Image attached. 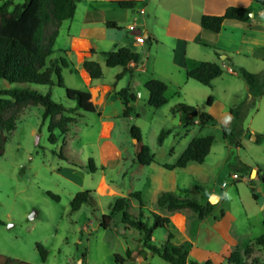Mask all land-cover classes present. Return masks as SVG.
<instances>
[{
	"label": "rangeland",
	"instance_id": "374dc122",
	"mask_svg": "<svg viewBox=\"0 0 264 264\" xmlns=\"http://www.w3.org/2000/svg\"><path fill=\"white\" fill-rule=\"evenodd\" d=\"M7 1L19 4L25 0H0V7ZM119 70L121 67L104 65L100 82L116 81ZM62 76L68 85H76V77L66 69ZM194 82V88H187L178 95L168 93V104L158 110L151 111L143 98L131 118L117 121L110 139L112 145L98 138V115L81 113L77 116V124L71 125L66 136L63 154L67 158L60 156L62 138L55 145L49 143L48 122L43 120V109L24 108L0 157V255L14 260L15 264H118L115 261L117 254L126 258L123 264H169L144 247L141 233L132 227L126 229L121 214L113 216L109 229L101 228L100 224L103 215L111 213L112 205L119 197L129 199L128 213L137 218L142 214L143 221L151 224L152 213L164 215L167 212L157 204L162 191L188 196L202 204L214 199L219 211L226 207L225 203L217 202L222 193L221 185L223 182L231 184L230 177L236 173L234 167L240 161L239 157L252 155V148L255 149L251 143L253 135L242 136L241 140L247 142L248 148L244 145L238 148L224 136L223 130L228 127L216 126L217 121L201 134L195 126L186 132L180 125L181 114H173L172 109L178 104L205 112L209 109L206 105L208 97L202 96L205 93L202 90L206 89ZM33 88L44 93L48 91L47 87ZM52 99L65 107L77 106L75 101L67 99L65 90L58 87L52 89ZM251 111L243 122V132L247 131ZM133 126L141 131V143L131 136ZM162 131L168 135L160 146L158 136ZM196 135H210L215 139L203 167L207 175L193 169H177L175 178L167 171L161 174L160 163H173L184 149L185 141ZM142 145L148 146L154 154V165L136 162ZM90 160L96 167L94 172ZM102 179L105 180L103 184ZM85 191L91 192L89 203L73 212V198ZM135 192H141L143 208L130 197ZM48 193L59 199H53ZM261 229L258 220L253 219L252 237L260 235ZM168 234L169 229H158L149 244L160 248L167 242ZM180 242V237L172 240L175 246L190 250L188 243ZM37 244L47 251L45 262ZM245 261L254 264L252 255Z\"/></svg>",
	"mask_w": 264,
	"mask_h": 264
},
{
	"label": "crops",
	"instance_id": "0c3cea01",
	"mask_svg": "<svg viewBox=\"0 0 264 264\" xmlns=\"http://www.w3.org/2000/svg\"><path fill=\"white\" fill-rule=\"evenodd\" d=\"M262 1L264 0H79L75 16L62 23L54 46L56 52L67 51L65 57L75 68L74 72L66 70L76 77V85H65L91 93L92 102L101 112L100 115L96 113L100 126L98 138L112 145L110 139L116 123L125 119L122 116L125 106L118 96L119 91L129 89L136 96L135 107L139 106L143 98L148 106L149 92L145 84L157 79L168 85L166 96L169 102L168 93L175 96L187 88L195 87L194 80L187 77L188 70L203 62H213L221 66L223 74L213 80L209 87L201 86L206 89L202 90L205 92L202 96L212 100L207 112L217 120L215 125L222 129L229 127L233 121L230 111L250 94L248 83L237 70L264 73ZM119 2H134L135 5L133 8H122ZM230 7L250 8V20H225L219 33L202 28L203 16H223ZM107 23H114L116 27H109ZM131 27L135 29L131 30ZM139 38L143 41H139ZM120 48H128L141 54L142 62L131 63L129 68L132 73L124 75L121 80L111 83H101L100 79L92 80L83 67L84 61H96L103 69L104 65L107 66L105 53ZM57 56L58 53L54 55ZM122 72L121 67L116 76ZM73 124H77V121L71 125ZM180 125L182 126L181 121ZM210 125L201 127L196 121L186 132L195 126L201 134ZM246 126L247 131L243 137L253 135L251 143L255 145V149L252 148L249 158L239 159L253 168L256 175L252 172L251 177L247 176L238 183L232 179L231 184L222 183V193L217 202L225 203L226 207L219 211V205H214L212 212L204 219H199L198 214L190 209L169 212L165 208L167 212L162 215L171 220L168 229L174 235L173 240L180 237V243L189 244L190 260H211L215 264H223L228 262L227 259L234 250L244 252L248 245L264 234V94L256 99V106L252 109ZM199 136L204 137H195ZM257 137H262L261 143H257ZM192 139L185 141L184 149L173 163H160L158 169L161 174L167 171L175 178L177 169L167 170L163 166L175 164ZM242 145L249 147L244 141ZM206 161L203 164L190 163L183 170H197L206 176L207 171L203 168ZM155 163L156 161L151 165ZM101 183H105V180L102 179ZM224 183L227 185L224 186ZM196 188L201 187L196 185ZM163 192L165 191L161 193ZM253 219H257L262 227L260 235L256 237H252ZM252 259L256 260L254 264H264V250L255 248Z\"/></svg>",
	"mask_w": 264,
	"mask_h": 264
},
{
	"label": "trees",
	"instance_id": "16d2710c",
	"mask_svg": "<svg viewBox=\"0 0 264 264\" xmlns=\"http://www.w3.org/2000/svg\"><path fill=\"white\" fill-rule=\"evenodd\" d=\"M79 0H25L23 3L14 4L5 2L0 7V157L5 152L6 143L11 133L16 129V122L19 113L27 107H41L43 109V120L48 122L49 143L55 145L62 138V149L60 156L67 158L63 150L67 145L66 136L70 131V125L76 122L77 116L81 113L101 114L97 105L92 102L89 91H82L68 88L65 85L62 71L70 69L74 72V65L69 62L65 55L67 51L56 52L54 46L59 36V30L64 21L75 16L77 3ZM134 2H119L122 8H133ZM264 7V1H262ZM250 8L230 7L223 16L205 15L201 18L203 29L213 33H219L225 20H235L248 22L250 20ZM109 27H116L114 23H107ZM50 27V29H49ZM58 53L59 56L54 57ZM107 67H122L123 72L116 76V80H121L124 75L132 73L129 68L131 63L140 64L141 54L128 48H120L113 52L105 53ZM92 80L103 77L101 65L89 59L83 63ZM237 72L246 80L249 85V96L246 101L234 107L230 113L233 121L228 128H224V136L236 147H242L243 122L250 109L256 106V99L264 94V73L255 74L246 69H239ZM223 74V69L216 63L203 62L194 69L187 71V77L209 87L213 80ZM47 87L46 93L33 88ZM61 88L65 90L66 97L70 101H75L74 108L65 107L52 99V89ZM149 92L148 107L151 110H158L168 104L166 96L168 85L157 79H152L145 84ZM118 96L122 100L125 109L122 114L124 118H131L135 112L134 104L136 96L125 88L119 91ZM212 103L211 98L207 100V107ZM173 114H181V123L184 129H189L196 121L201 127L216 123V119L208 112L202 111L194 106L178 104L172 109ZM168 132L162 131L158 136V145L164 143ZM131 136L142 142L141 131L138 127L131 128ZM213 136H199L191 140L178 161L173 164H164L167 170L184 169L190 163L203 164L210 154L213 144ZM262 142V137H257V143ZM139 165L149 166L155 162V156L146 145L141 146V150L136 156ZM89 165L91 170L96 171L92 160ZM236 173L243 176L252 175L253 168L239 161L234 167ZM254 191V189H253ZM53 199L58 200V196L48 193ZM90 191L79 192L71 202L73 212H77L83 205L89 203ZM131 198L136 199L140 207H144L141 192L131 194ZM254 197H256L254 195ZM157 204L161 208H166L169 212L190 209L198 214L199 219H204L213 210L214 205L208 202L202 205L196 199L188 196L181 197L173 192H163L160 194ZM129 199L126 197L116 198L112 205L110 214L102 217L100 227L109 229L113 216L122 215V222L126 229L130 227L143 235L145 248L158 254L169 264H215L211 260L199 262L189 259V250L185 246H175L172 243L174 235L168 234L167 242L160 248L149 244L154 233L161 228L168 229L171 226L169 217H164L157 213H152V223L143 221V215L134 217L128 213ZM264 250V234L257 237L244 252L234 250L227 261L230 264H247L245 259L251 257L255 247ZM42 260L47 259V251L41 244H37ZM130 258L129 251L127 252ZM115 261L123 264L126 258L117 254ZM255 259L254 262L255 263ZM0 264H15L14 260L0 255Z\"/></svg>",
	"mask_w": 264,
	"mask_h": 264
},
{
	"label": "built area",
	"instance_id": "2783aa9c",
	"mask_svg": "<svg viewBox=\"0 0 264 264\" xmlns=\"http://www.w3.org/2000/svg\"><path fill=\"white\" fill-rule=\"evenodd\" d=\"M130 29H131V30H134L135 28H134V27H131ZM138 40H139V41H143L142 38H139ZM143 118L146 119L145 116H144ZM149 120H151V118H150ZM243 178H247V176H243V175H241V174H239V173H233V174L231 175V179H232L235 183H238V182L242 181ZM223 185L226 186L227 184L224 183Z\"/></svg>",
	"mask_w": 264,
	"mask_h": 264
},
{
	"label": "water",
	"instance_id": "95a60500",
	"mask_svg": "<svg viewBox=\"0 0 264 264\" xmlns=\"http://www.w3.org/2000/svg\"><path fill=\"white\" fill-rule=\"evenodd\" d=\"M253 138H254V136H253ZM253 138H252V139H253ZM253 175H256V171H253ZM217 201H218V198H217ZM210 203H211L212 205H214V204L216 203V200L212 199V200L210 201Z\"/></svg>",
	"mask_w": 264,
	"mask_h": 264
},
{
	"label": "bare ground",
	"instance_id": "6f19581e",
	"mask_svg": "<svg viewBox=\"0 0 264 264\" xmlns=\"http://www.w3.org/2000/svg\"><path fill=\"white\" fill-rule=\"evenodd\" d=\"M110 189V188H109ZM111 193V192H110ZM180 218V217H179Z\"/></svg>",
	"mask_w": 264,
	"mask_h": 264
}]
</instances>
